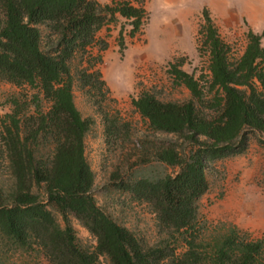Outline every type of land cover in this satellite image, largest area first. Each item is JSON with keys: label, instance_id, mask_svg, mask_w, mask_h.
I'll use <instances>...</instances> for the list:
<instances>
[{"label": "trees", "instance_id": "1", "mask_svg": "<svg viewBox=\"0 0 264 264\" xmlns=\"http://www.w3.org/2000/svg\"><path fill=\"white\" fill-rule=\"evenodd\" d=\"M115 15L129 21L130 38L147 18L143 8L127 2L0 0V83L20 90L4 100L7 112L0 115L2 246L35 245L48 264H97L100 257L107 264H264L261 240L247 239L232 225L207 229L198 217V201L208 189L206 167L241 155L248 133H264L261 35L248 29L241 53L233 56L203 9L194 40L207 74L195 79L181 70L184 58L168 62L165 71L189 97L164 101L140 90L130 98L150 132L173 137L140 143L135 162H156L172 174L116 184L154 214L157 239L145 244L96 205L84 157L93 121L73 102L75 84L86 96L108 93L96 67L101 58L89 48L105 50L95 35ZM103 121L105 133L116 137L115 121ZM120 177L116 170L110 179ZM69 218L94 239L91 251L78 245Z\"/></svg>", "mask_w": 264, "mask_h": 264}, {"label": "rangeland", "instance_id": "2", "mask_svg": "<svg viewBox=\"0 0 264 264\" xmlns=\"http://www.w3.org/2000/svg\"><path fill=\"white\" fill-rule=\"evenodd\" d=\"M100 4L127 2L144 9L147 18L141 21L139 32L128 36V20L115 15L114 21L104 25L95 35L96 42L105 44L89 48L98 55L97 69L108 93L86 96L73 86V102L83 118L93 121L84 139V157L93 174L91 194L105 213L131 231L142 243L157 239L154 214L142 202H136L116 184L127 177H152L172 174L174 169L156 162L136 164L140 143L158 144L170 140V135L152 133L146 123L130 106L140 90H151L164 101H183L187 90L173 85L165 73L167 63L184 58L180 67L197 79L207 74L206 57L195 51V33L206 9L221 39L230 45L231 54L241 53L244 33L250 29L261 35L264 48V0H97ZM121 39L122 46H119ZM201 84V83H200ZM264 91V89H263ZM20 90L0 83V115L7 112L3 104ZM27 94L30 91H26ZM24 93V91H23ZM115 121L118 135L105 133L103 117ZM245 151L222 161L209 164L205 170L208 189L198 201V217L207 229L235 226L249 240H261L264 245V133L250 132ZM0 161V176L3 169ZM121 179H110L114 171ZM58 223L60 217L52 213ZM77 243L91 251L94 239L69 218ZM0 264H48L35 245L31 249L15 250L3 247L0 240ZM97 264H107L100 257Z\"/></svg>", "mask_w": 264, "mask_h": 264}, {"label": "crops", "instance_id": "3", "mask_svg": "<svg viewBox=\"0 0 264 264\" xmlns=\"http://www.w3.org/2000/svg\"><path fill=\"white\" fill-rule=\"evenodd\" d=\"M102 75H103V74H101V76H102ZM102 79H103V77H102ZM103 81H104V80H103ZM204 195H205V194H204ZM204 195H203V196H204Z\"/></svg>", "mask_w": 264, "mask_h": 264}]
</instances>
